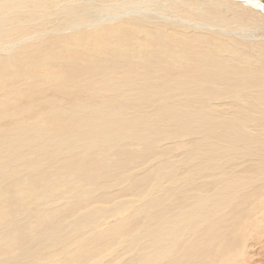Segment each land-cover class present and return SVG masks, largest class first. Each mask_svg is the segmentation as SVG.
<instances>
[{
	"label": "bare ground",
	"instance_id": "obj_1",
	"mask_svg": "<svg viewBox=\"0 0 264 264\" xmlns=\"http://www.w3.org/2000/svg\"><path fill=\"white\" fill-rule=\"evenodd\" d=\"M55 1L0 0V12L9 6L26 16L29 5ZM142 1L113 0L116 9L104 15L111 25L52 39V45L32 44L13 61L0 62V187L13 175L52 164H64L71 177L83 173L89 184L68 186L63 177L53 176L48 201L39 202L33 188L26 189L27 180L19 182L14 188L35 198L31 212L36 214L68 207L74 199L84 205L73 220L31 235L34 246L25 247L19 239L20 249H15L2 229L0 264H52L60 258L55 249L66 239L96 237L94 224L106 221L99 215L117 198L135 194L140 182L143 193L137 203L123 207H131L123 218L129 223L125 234L138 231L142 237L128 245L137 252L153 251L140 264H156L159 256L183 264L179 252L173 255L169 247L189 244L194 251L193 243L202 244L204 236L221 227L231 237H212L219 257L208 264H245L248 239L264 235V45L244 46L178 25L170 32L132 18L117 22L140 12ZM241 1L261 11L260 0ZM225 2L208 0L209 26L216 25L215 18L226 25L238 22L213 12ZM182 14L191 21L201 16ZM174 150L184 153L180 162L172 161ZM156 152L164 161L145 168V178L135 175ZM90 153L98 158L94 173L80 165ZM65 157L72 159L69 167L59 163ZM183 163L192 168L179 172ZM102 168L109 174L102 177ZM100 190L110 193L97 204L93 196ZM18 195L23 205L33 203ZM5 199L0 200V220L11 230L17 224L5 223ZM219 239L232 248L219 246ZM236 241L240 244L234 248Z\"/></svg>",
	"mask_w": 264,
	"mask_h": 264
},
{
	"label": "rangeland",
	"instance_id": "obj_2",
	"mask_svg": "<svg viewBox=\"0 0 264 264\" xmlns=\"http://www.w3.org/2000/svg\"><path fill=\"white\" fill-rule=\"evenodd\" d=\"M225 1L227 3H223L222 8L215 9L213 10V12L216 13L218 16L222 15L225 18H232L235 20L237 19L236 21L238 22H227L226 25L222 22V20L216 19L212 16V18H215L212 20L216 21L217 23L216 25L209 26V19H205L208 16V0H158L157 2H153L151 0H143L139 4V8L141 9L140 12H137V14L134 16H123L121 19L117 20V22L125 21L127 19L132 18L131 20H139L148 26H161L170 32L173 31V25H178L179 27L182 26L184 30L189 33H199L203 35H209L210 37H225L228 39H232L244 46L264 45V12H261L264 9V0H260L262 6L261 11L250 8L249 6H247V4L251 5L250 3L246 4L241 0ZM224 4H227V7ZM228 6L230 7V11L228 10ZM238 6H240V8ZM231 7H233L232 10ZM8 8L9 10L4 9L0 12V62L13 61L17 58L18 54L25 53L27 51L26 48L32 44L42 43L43 46H47V44L52 45L53 40L69 37L80 32L99 29L103 26H109L111 25L110 23L104 22V15L106 14V12L116 9V6L113 3V0H104L102 2L94 0H56L54 3L51 4L41 3L39 5H29L26 9L28 13V15L26 16L21 15L22 13H16L19 11L22 12L23 10L10 11L9 6ZM233 9L235 10L234 12ZM183 12L189 14L201 12V16L198 19H195V21H191V19L183 17ZM234 16L235 18H233ZM36 36L37 38L35 40ZM16 82L17 79H14L13 83ZM152 151L153 150H150L149 153H151ZM174 151L175 152H173V155L176 156H173L174 159L172 161L180 162L185 156L184 153H180L181 150ZM124 155L121 156L120 154L119 158L125 160V158L123 157H126V155ZM142 158H144V155L142 156ZM70 161H72V159H68V157H65L61 159L59 163H66L67 167H69V164L71 163ZM97 161L98 158L90 153L88 159H86L85 161H81L80 165L83 166L82 168H85L84 170H88L94 173L93 170ZM160 161H164V158L159 156L156 152L153 156L150 157L146 165L137 167L136 170L133 171V173L135 175L140 176L139 178H145L149 174V172L144 173L145 168L152 166V162L157 164ZM166 165L174 166L172 164ZM63 166L64 164H52L49 167L47 166L38 168L37 165L35 173H18V175H13L11 178L7 179L8 181L4 183L5 188L4 186L0 187V193L2 192V194L0 195V200L6 197L3 206V212L6 218L5 223L14 224L16 222L17 224L13 227V229L10 230L6 228L7 225L2 226L3 222L2 220H0V231L2 229L8 231V233L4 231L6 237H8V239L5 237V241L8 245L11 246L12 244L15 245L12 246L14 248L16 247L15 249H20V247H17L19 245L18 240L23 239L24 242L21 245L29 247L32 244V246H34L33 244H35V242L30 243L31 235L33 236V239L39 233L46 231V229H51L53 225L57 226L58 223L62 225V223L66 219L73 220V214L75 215L77 213V209L80 210L81 207L84 205L83 202L79 203V201H76L74 199L69 201V205H73L72 207L68 205V207L65 206L61 208L51 209L49 210V212H45L46 215H43L41 213L40 215L31 212V209H35L36 205L35 201L33 200L37 196L40 200L39 202L46 200L48 201L49 198H47V196L51 195L50 190H52L53 188L49 187L50 184L48 183L50 182L51 177L53 178V176H55L54 179L56 178V176L63 177V182H65L68 186H74L76 185V183H82L89 186L88 181L85 180L83 177V173L82 175H77L80 178L76 176V173L75 176L71 177L68 168H64ZM114 166L115 164L111 166V168L114 169ZM90 167L93 169H91ZM158 167L159 166H157L156 168ZM191 168V165H189L188 163H183V165L180 167L179 172H182L183 170L189 171V169ZM37 169L39 170L37 171ZM84 170L81 169V172H83ZM173 171L175 172V170ZM177 173L178 171H176V174ZM107 174H109L107 168H102L100 170V175L102 177ZM177 178L180 179L181 177H178L177 175ZM11 180L15 182L12 183ZM24 180H27L28 183L27 185H25L26 189L33 188L34 191L32 192V195H36L35 198H33L31 194L21 193L16 188H14L19 182ZM6 183L7 185H5ZM136 186L138 187V189L135 194L127 193L121 198H117L113 203H121V206L115 207L113 206V204H111L109 206L111 208L107 212H102L99 215V217L106 219V221L104 223L100 222L94 224V235L96 237L99 236L100 238L101 236L110 235L113 241L110 240L109 242H105V240L100 239L96 244H94L95 246L92 247L90 252L87 254V256L89 257L86 264H140L143 257L150 256L149 254L153 252L152 250H147L145 252H137L134 251V249L132 250L133 247L128 245V242L130 240L137 241L142 237L139 235L138 231H133L129 234H125L129 230V223L124 222L123 218L129 215V208L131 207H123L126 205L129 206L135 201L137 203V200L141 197L140 195L143 193V191L141 190L142 183L140 182ZM14 190H16V193ZM109 193V191L105 192L104 190L97 191L96 195L93 196V198L95 197L94 201L97 200V204L99 202H104L106 200H103V198H105L104 195H108ZM18 194L20 196L24 194L25 196L23 198L27 197L28 199H31L33 203L29 201V204L23 205L20 200L16 197V195ZM101 198L103 201H101ZM5 202L9 205L8 207ZM69 207L71 210L68 209ZM10 214L15 215L12 216ZM231 215L232 214L229 213V215L226 217L227 222L231 219ZM11 216L15 218H12ZM26 216L28 217V219ZM10 219L11 221H9ZM224 220L225 219H223V221ZM120 224H123L125 227L118 226ZM23 235L25 236L23 237ZM230 235L231 232L228 228L221 227L214 230L212 235L204 236V238L199 241L202 243L199 244L200 246L198 245V242L193 243L192 245L194 247V251L190 250L191 247L189 244L182 249H180V246H176V244H173L171 247H169L171 248V250H168L173 252V255L178 251L183 264H208V260L215 262L219 257V255L215 254V248L212 244V237H231ZM253 237H250V240L248 239L247 241L249 244L246 248L247 256H245V254V258L243 257L245 264H264V235H256V237ZM193 239L194 236L191 240ZM8 240L10 241L8 242ZM239 244L240 242L237 243L236 241L234 248L237 247ZM218 245L232 248V246L227 243L223 244V241H221L220 239L218 240ZM173 246H176V249H174ZM47 253L53 254V251H48ZM171 259L172 258H168L166 261L163 262L165 264L167 262L168 264H170ZM66 261L67 264H76L73 262L71 263L69 259H66ZM173 262L174 263L172 264H178L176 260H173ZM41 264H51V261Z\"/></svg>",
	"mask_w": 264,
	"mask_h": 264
},
{
	"label": "water",
	"instance_id": "obj_3",
	"mask_svg": "<svg viewBox=\"0 0 264 264\" xmlns=\"http://www.w3.org/2000/svg\"><path fill=\"white\" fill-rule=\"evenodd\" d=\"M78 236L79 235L66 239L62 244L59 245L57 249H55V251L60 254V258L55 257L56 261L52 262V264H67L66 259H69L71 263L73 262L76 264L80 260H88L89 256H87V254L90 252L91 247L100 239L107 241L108 238V236H101V238L99 236L94 237L90 234H86L85 236L81 237ZM146 264L153 263L148 261ZM156 264H165L162 261L161 256H159ZM166 264H168V262Z\"/></svg>",
	"mask_w": 264,
	"mask_h": 264
}]
</instances>
